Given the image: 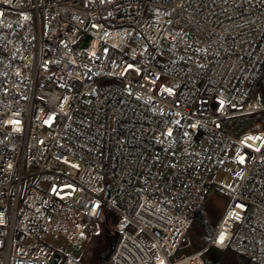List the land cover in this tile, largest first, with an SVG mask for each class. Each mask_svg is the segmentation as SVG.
I'll list each match as a JSON object with an SVG mask.
<instances>
[{
	"label": "built area",
	"instance_id": "obj_1",
	"mask_svg": "<svg viewBox=\"0 0 264 264\" xmlns=\"http://www.w3.org/2000/svg\"><path fill=\"white\" fill-rule=\"evenodd\" d=\"M60 207L111 264H264V0H0V264H86Z\"/></svg>",
	"mask_w": 264,
	"mask_h": 264
},
{
	"label": "rangeland",
	"instance_id": "obj_2",
	"mask_svg": "<svg viewBox=\"0 0 264 264\" xmlns=\"http://www.w3.org/2000/svg\"><path fill=\"white\" fill-rule=\"evenodd\" d=\"M241 170L233 167L229 173L221 174L218 180L223 184L234 187L236 179ZM60 213L63 216L53 231H43L42 234L47 243L51 245L56 254L62 258L70 257L78 259L86 264H95L97 255L101 252L104 245L103 224H100V233L93 234L91 228H85L81 232L82 237L76 239L79 233L78 221L80 214L75 211H69L65 207H60ZM203 224L193 221L180 248L181 252H192L205 246L213 229V219H207L204 214H199ZM208 263L214 264H237L240 256L231 249L219 251L213 247L208 248L205 253Z\"/></svg>",
	"mask_w": 264,
	"mask_h": 264
},
{
	"label": "trees",
	"instance_id": "obj_3",
	"mask_svg": "<svg viewBox=\"0 0 264 264\" xmlns=\"http://www.w3.org/2000/svg\"><path fill=\"white\" fill-rule=\"evenodd\" d=\"M196 221L203 224L201 217L199 213L196 214ZM103 224V231H104V245L101 250V252L97 255L95 259V264H111L110 262V254L113 249V245L115 244V241L117 239V234L112 231L111 225L108 223H102ZM237 264H247L244 260L239 259Z\"/></svg>",
	"mask_w": 264,
	"mask_h": 264
},
{
	"label": "water",
	"instance_id": "obj_4",
	"mask_svg": "<svg viewBox=\"0 0 264 264\" xmlns=\"http://www.w3.org/2000/svg\"><path fill=\"white\" fill-rule=\"evenodd\" d=\"M56 261V257H53L51 264H54Z\"/></svg>",
	"mask_w": 264,
	"mask_h": 264
}]
</instances>
